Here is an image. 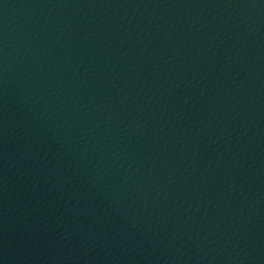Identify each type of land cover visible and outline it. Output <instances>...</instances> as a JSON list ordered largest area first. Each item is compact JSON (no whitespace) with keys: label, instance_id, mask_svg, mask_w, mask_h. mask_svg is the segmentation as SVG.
Masks as SVG:
<instances>
[{"label":"water","instance_id":"1","mask_svg":"<svg viewBox=\"0 0 264 264\" xmlns=\"http://www.w3.org/2000/svg\"><path fill=\"white\" fill-rule=\"evenodd\" d=\"M0 264H264V0H0Z\"/></svg>","mask_w":264,"mask_h":264}]
</instances>
